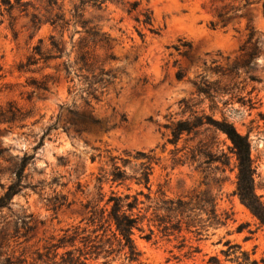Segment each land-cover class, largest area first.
Segmentation results:
<instances>
[{
  "label": "rangeland",
  "instance_id": "1",
  "mask_svg": "<svg viewBox=\"0 0 264 264\" xmlns=\"http://www.w3.org/2000/svg\"><path fill=\"white\" fill-rule=\"evenodd\" d=\"M122 1L140 4L127 13V5L106 0L101 10L88 7L85 12L86 17L101 16L99 24L112 39L110 52L116 58L109 67L117 79L101 102L94 105L95 116L103 119L102 127L81 134L59 128L51 132L50 140H44L35 153L34 164L24 171L28 187L13 196L8 208L0 210V264H39L34 259L44 251L50 238L81 221L84 210L80 201L85 200L88 192L94 193L99 168L109 167L105 158L96 156L97 149H107L115 155L153 149L159 158L151 176L153 190L157 183H165L167 194L174 197L193 189H207L217 197L218 212L230 214L225 225L210 227L200 240L186 234L182 249L177 247L180 238L167 241L157 236L145 240L136 232L139 261L128 262L122 252L114 251L108 264H206L209 256L218 257L223 264H236L234 256H240V250L257 264H264V226L234 193L237 166L231 142L223 133L204 124L196 134L183 133L176 144H171L167 141L171 131L166 127L191 118L189 112L181 111L180 101L184 99L193 104L197 113L203 111L217 121L224 117L238 132L248 135L255 193L264 203V0H254L245 7L242 2L230 0ZM74 2L78 0L64 1L67 16ZM231 6L238 7L234 13H228L233 18L221 19L216 15ZM145 9L151 12V25L136 20L143 19L141 12ZM26 21L18 19L17 37L6 18L0 24V64L4 73L0 79V107L14 100L22 109L31 111L23 128L13 126L6 131L8 125L0 126V147L8 149L13 157L31 153L43 128L58 113L59 105L69 104L72 99L67 93L72 83L66 81L55 62L42 69L36 67L34 72L17 70L38 38L47 41L52 33L46 24L29 37V31L22 26ZM247 25L256 34H263L257 56L248 61L250 69L243 67L246 60L240 51L248 33ZM64 38L68 40L67 32ZM187 42L192 44L190 50ZM179 68L184 71L180 80L175 78ZM44 75L53 80L49 90L32 92L30 79L40 80ZM194 80L208 82L212 96L198 94ZM197 150L211 152L217 161L203 165L204 171L196 168L197 163L190 157ZM92 156H96L93 161ZM184 157V164L173 166V158ZM9 165L0 160V167ZM9 180L8 171H4L0 182L7 184ZM104 188L107 190L108 186ZM62 197L66 201L59 205ZM226 241L232 245L230 259L221 252L228 248ZM188 246L199 251L187 255ZM102 260H90L87 264H101Z\"/></svg>",
  "mask_w": 264,
  "mask_h": 264
},
{
  "label": "trees",
  "instance_id": "2",
  "mask_svg": "<svg viewBox=\"0 0 264 264\" xmlns=\"http://www.w3.org/2000/svg\"><path fill=\"white\" fill-rule=\"evenodd\" d=\"M65 0H0V24L5 18L15 37L19 31L16 25L19 18L27 21L22 25L29 31V37L43 26L49 25L52 33L47 41L38 38L25 61L17 65L19 72H34L35 68L49 67L50 62H55L65 75L67 82L72 83L67 88V93L72 95L71 103H62L52 122L47 124L40 134L37 142L32 146L31 153H24L21 157H13L5 148L0 147V160L10 163L9 167H0V175L4 171L9 173L7 184L0 182L3 192L0 194V210L8 208L13 196L19 194L28 187L25 182L24 171L34 164L35 153L43 145L44 140L51 139V132L59 128L64 132L72 131L74 134L98 130L102 127V118L95 116V104L101 102L102 96L112 86L117 74L112 72L109 63L115 60L109 34L102 30L99 21L100 15L86 17L88 7L96 11L101 10V5L106 0H78L72 4L67 16L64 12ZM127 5V13L135 11L138 1L123 2L122 0H110ZM223 1V0H222ZM242 2V6H248L254 0H230ZM238 7L231 6L227 10H219L216 15L221 19L233 18L228 16L234 13ZM143 19L137 17L138 22L144 25L152 24V16L149 9L141 12ZM242 17V15H239ZM214 27V23L210 22ZM248 33L240 47L246 62L243 67L250 69L248 61L253 60L263 44V34H256L253 27L247 25ZM68 33V40L64 34ZM190 50L192 44L186 43ZM175 49H178L176 46ZM236 66H234L235 68ZM4 77L0 64V79ZM184 77L183 69L175 72V78ZM53 80L50 75H44L42 79H30L29 85L33 91L47 92ZM198 94L211 97L212 92L209 83L203 80H194ZM215 93H218L215 91ZM28 99H30L28 97ZM180 106L183 113L189 112L190 117L172 122L166 125L171 131L168 142L176 144L181 134H196L197 129L204 124L214 127L223 133L232 144L233 154L236 160L237 175L234 193L239 201L248 208L264 226V203L255 193L254 170L250 158V142L248 135L241 134L226 118L220 121L214 120L203 111L197 113L193 110V104L189 100H181ZM31 116V111L24 110L14 100H8L0 107V126L8 125L6 131L13 126L23 128L25 121ZM121 120H125L122 118ZM96 156L105 158L108 168L101 166L95 177L94 193L85 194V200L80 201L84 210V217L78 224L61 229V234L52 236L50 242L39 252L34 262L39 264H87L90 260L102 258L101 264H108V257L114 251L122 252L128 262H138L141 252L136 246L134 235L136 232L145 240L155 237L170 241L180 238L178 248L185 247L186 234H193L196 240H200L204 232L210 227L225 225L230 219L227 212L219 213L217 210V197L207 189H193L184 195L171 197L167 194L166 184L157 183L152 189L151 176L154 165L159 158L153 149L148 151H135L133 154L123 152L115 155L110 150H99ZM211 152L197 150L190 160L197 163L196 168H202L213 160ZM223 155V154H222ZM96 156H92L93 161ZM187 158H173V166L184 164ZM224 165L225 162L219 160ZM207 176H205V179ZM80 187V182H76ZM206 184V183H205ZM105 185L108 189L105 190ZM82 194L84 191L82 190ZM62 200L59 205L65 203ZM67 204H70L67 203ZM240 227H237V231ZM227 250H221L226 259H230L231 247L229 241ZM187 255L199 251L197 247L188 246ZM239 248V247H238ZM59 250L62 252L59 253ZM240 256L235 255L236 264H257L249 254L240 250ZM206 264H223L216 256H209Z\"/></svg>",
  "mask_w": 264,
  "mask_h": 264
}]
</instances>
